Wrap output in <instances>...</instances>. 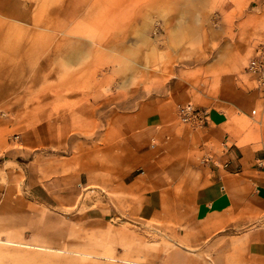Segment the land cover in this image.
<instances>
[{
    "label": "crops",
    "instance_id": "crops-1",
    "mask_svg": "<svg viewBox=\"0 0 264 264\" xmlns=\"http://www.w3.org/2000/svg\"><path fill=\"white\" fill-rule=\"evenodd\" d=\"M197 2L191 32L163 30L127 76L125 108L71 145L68 85L31 76L35 32L18 22L32 15L0 1V248L17 245L0 264H264V89L246 70L264 0ZM187 103L207 126L180 122Z\"/></svg>",
    "mask_w": 264,
    "mask_h": 264
},
{
    "label": "rangeland",
    "instance_id": "rangeland-1",
    "mask_svg": "<svg viewBox=\"0 0 264 264\" xmlns=\"http://www.w3.org/2000/svg\"><path fill=\"white\" fill-rule=\"evenodd\" d=\"M20 1L32 16L18 25L35 32L22 38L23 45H31L38 53L31 76L42 81V88L51 80L65 89L68 85L71 145H76L79 138L87 144L93 141L94 127L107 121L111 103H116L117 109L125 108L121 88L127 76L147 70V59L158 45L164 47L159 34L163 30L171 37L175 30L189 34L191 23L196 24L204 10L197 0ZM96 81H101V88ZM95 91L102 96L95 99ZM51 102L17 101L23 111H28L32 103L45 107ZM79 127L86 130L85 136H79ZM92 231L87 226V239H93ZM0 250H17V245L8 244Z\"/></svg>",
    "mask_w": 264,
    "mask_h": 264
},
{
    "label": "built area",
    "instance_id": "built-area-1",
    "mask_svg": "<svg viewBox=\"0 0 264 264\" xmlns=\"http://www.w3.org/2000/svg\"><path fill=\"white\" fill-rule=\"evenodd\" d=\"M246 70L254 75L258 88L264 89V55L262 52L249 61ZM178 116L181 123L200 128L208 125L210 112L208 108L187 103L180 107Z\"/></svg>",
    "mask_w": 264,
    "mask_h": 264
}]
</instances>
